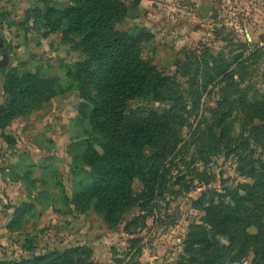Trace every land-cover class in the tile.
Wrapping results in <instances>:
<instances>
[{"label":"rangeland","instance_id":"obj_1","mask_svg":"<svg viewBox=\"0 0 264 264\" xmlns=\"http://www.w3.org/2000/svg\"><path fill=\"white\" fill-rule=\"evenodd\" d=\"M210 5L219 19L205 16ZM41 6L38 0H0V105L7 101L4 82L10 70L23 74L42 68L65 80V66L85 57L64 43L61 33L50 32L35 11ZM135 26L154 36L143 57L178 80L187 108L180 142L163 165L166 176L157 196L148 206L133 207L114 228L94 209H79L73 200L89 182L90 168L77 155L91 123L77 118L79 90L53 96L0 129V261L56 250L76 251L74 260L99 264H178L190 225L204 217L195 202L250 181L241 171L242 159L250 150L261 156L262 147L250 129L263 125L264 118H248L239 98L247 94L250 100L264 101V0H142L136 16L117 28L126 32ZM227 61L233 63L230 69ZM240 63L247 67L241 70ZM225 71L237 73L232 88ZM225 98L234 111L227 122L231 143L242 137L249 144L239 153L225 149L213 155L212 138L220 133L214 112ZM171 107L142 99L129 104L137 114ZM143 189L136 181L135 191ZM26 203L19 221L16 213ZM222 241L228 243L227 237ZM253 259L250 253L225 264H254Z\"/></svg>","mask_w":264,"mask_h":264},{"label":"trees","instance_id":"obj_2","mask_svg":"<svg viewBox=\"0 0 264 264\" xmlns=\"http://www.w3.org/2000/svg\"><path fill=\"white\" fill-rule=\"evenodd\" d=\"M38 1L42 6L35 11L50 32L61 33L63 42L85 57L65 66V80L49 76L42 68L35 73L20 74L16 68L6 73L7 101L0 105V129L53 96L79 90L82 101L77 118L88 120L92 130L86 131L89 138L77 157L90 170L86 171L89 182L73 202L84 212L94 209L102 214L114 228L133 207L148 206L157 196L166 176L163 165L180 142L187 121L183 117L187 112L185 101L182 103L184 91H179L175 77L167 76L143 57L146 44L154 38L150 32L140 26L126 32L117 28L136 16L142 0H132L131 4L123 0ZM227 66L230 69L233 63L227 61ZM237 66L241 70L247 67L244 63ZM225 73V81L232 88L237 73ZM136 99L169 102L172 107L165 112L137 114L129 109ZM239 102L248 118H264L261 98L250 100L244 94ZM232 107L225 98L214 112L220 133L212 138L213 155L225 149L229 154L239 153L249 144L242 137H236L237 143L230 141L227 122L234 113ZM250 132L262 147L258 158L253 150L243 156L241 171L250 181L226 188L223 193L211 192V198L203 195L195 202L204 217L202 223L190 225L184 240L185 255L178 264H225L250 253L254 264H264V124L252 126ZM136 181L143 185L141 193L135 191ZM27 207L26 203L16 213L19 221ZM19 223H11L9 230ZM251 227L257 232H250ZM223 237L228 243L222 241ZM76 253L53 250L48 255L0 264H99L74 260Z\"/></svg>","mask_w":264,"mask_h":264},{"label":"water","instance_id":"obj_3","mask_svg":"<svg viewBox=\"0 0 264 264\" xmlns=\"http://www.w3.org/2000/svg\"><path fill=\"white\" fill-rule=\"evenodd\" d=\"M213 10H214L213 5H210L209 7L205 8V16L207 17V16L210 15L212 18H216V17H218L219 14L211 15V12H213Z\"/></svg>","mask_w":264,"mask_h":264},{"label":"flooded vegetation","instance_id":"obj_4","mask_svg":"<svg viewBox=\"0 0 264 264\" xmlns=\"http://www.w3.org/2000/svg\"><path fill=\"white\" fill-rule=\"evenodd\" d=\"M214 7V6H213ZM213 12H214V10H213ZM213 12H211V15H216V14H214ZM211 17V16H210ZM212 18V17H211ZM213 19H219V16L218 17H216V18H213Z\"/></svg>","mask_w":264,"mask_h":264}]
</instances>
